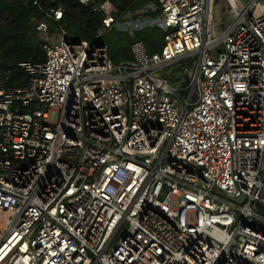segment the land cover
<instances>
[{
	"label": "built area",
	"instance_id": "1",
	"mask_svg": "<svg viewBox=\"0 0 264 264\" xmlns=\"http://www.w3.org/2000/svg\"><path fill=\"white\" fill-rule=\"evenodd\" d=\"M76 1L94 40L46 10L44 60L22 86L0 72V264H264V0ZM155 28L130 62L102 42Z\"/></svg>",
	"mask_w": 264,
	"mask_h": 264
},
{
	"label": "trees",
	"instance_id": "2",
	"mask_svg": "<svg viewBox=\"0 0 264 264\" xmlns=\"http://www.w3.org/2000/svg\"><path fill=\"white\" fill-rule=\"evenodd\" d=\"M0 0V72L7 76L11 86L26 83L27 74L20 64L44 60L42 43L35 30L36 22L42 19L44 11L61 8L65 27L70 37L80 40H94L101 27L102 17L90 7L80 5L76 0ZM108 4L120 12L134 10L149 0H95ZM144 42L149 53L159 52L164 44V33L160 29H148L134 34L110 32L103 38L109 54L118 65L132 61L130 46L133 41Z\"/></svg>",
	"mask_w": 264,
	"mask_h": 264
},
{
	"label": "rangeland",
	"instance_id": "3",
	"mask_svg": "<svg viewBox=\"0 0 264 264\" xmlns=\"http://www.w3.org/2000/svg\"><path fill=\"white\" fill-rule=\"evenodd\" d=\"M220 9L219 13H217L218 18L220 19L221 23L218 22V24L220 23V25H217L218 28H224L225 26L223 24L229 22L231 20V17L227 14L228 11V7L226 4L222 3L220 4V6L218 7ZM224 26V27H223ZM120 33V32H119ZM106 36H104L105 38ZM103 42V40H102ZM187 64H190L191 69L193 70V64L192 62L188 61ZM185 65V63H179L177 65H175L174 67H171L170 69L164 71L161 76L164 78H167V80L169 81V83L172 85V87H174L175 89L180 88L183 83H184V76H182V74H180L181 68ZM177 74H179L180 77H177ZM126 230V226L123 227L119 233L117 234V236L115 237V243L118 242L120 240V238L123 236L124 232Z\"/></svg>",
	"mask_w": 264,
	"mask_h": 264
},
{
	"label": "water",
	"instance_id": "4",
	"mask_svg": "<svg viewBox=\"0 0 264 264\" xmlns=\"http://www.w3.org/2000/svg\"><path fill=\"white\" fill-rule=\"evenodd\" d=\"M51 1H55V0H51ZM244 200V198L242 199ZM241 199H232L233 202L239 204L242 202ZM256 211L261 214L262 216H264V206L259 204V203H256ZM251 226L252 228L258 230L259 232H262L264 234V223H261V222H257V221H254L251 223Z\"/></svg>",
	"mask_w": 264,
	"mask_h": 264
},
{
	"label": "bare ground",
	"instance_id": "5",
	"mask_svg": "<svg viewBox=\"0 0 264 264\" xmlns=\"http://www.w3.org/2000/svg\"><path fill=\"white\" fill-rule=\"evenodd\" d=\"M0 219H3V220L6 219V215H1Z\"/></svg>",
	"mask_w": 264,
	"mask_h": 264
}]
</instances>
